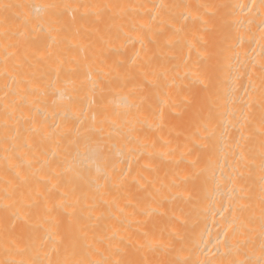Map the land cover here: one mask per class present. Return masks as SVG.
I'll use <instances>...</instances> for the list:
<instances>
[{
  "label": "bare ground",
  "instance_id": "bare-ground-1",
  "mask_svg": "<svg viewBox=\"0 0 264 264\" xmlns=\"http://www.w3.org/2000/svg\"><path fill=\"white\" fill-rule=\"evenodd\" d=\"M0 264H264V0H0Z\"/></svg>",
  "mask_w": 264,
  "mask_h": 264
}]
</instances>
